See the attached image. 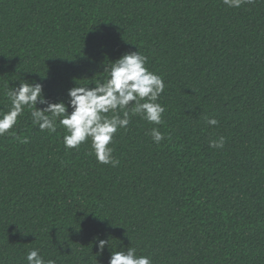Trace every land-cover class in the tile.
Masks as SVG:
<instances>
[{"label":"trees","instance_id":"1","mask_svg":"<svg viewBox=\"0 0 264 264\" xmlns=\"http://www.w3.org/2000/svg\"><path fill=\"white\" fill-rule=\"evenodd\" d=\"M139 49L164 80L165 112L157 125L129 108L116 167L90 139L65 148L66 129L41 131L28 107L0 135V264L34 249L108 264L129 247L153 264H264V0H0V114L21 80L67 103Z\"/></svg>","mask_w":264,"mask_h":264},{"label":"clouds","instance_id":"2","mask_svg":"<svg viewBox=\"0 0 264 264\" xmlns=\"http://www.w3.org/2000/svg\"><path fill=\"white\" fill-rule=\"evenodd\" d=\"M252 0H223L229 8H239ZM148 58L140 51L123 54L105 69L108 76L95 83V87L78 84L68 90L69 102H51L44 94V85L38 82L21 80L18 87H11L6 96L11 108L0 114V135L9 132L18 122L25 107L31 111L32 122L41 131H57L59 125L66 129L63 137L65 148L76 149L91 140V148L97 161L116 167L119 161L113 156L115 136L119 129L127 128L131 115H141L149 123L161 124L165 107L158 102L165 90L163 78L149 70ZM46 105L43 109L37 105ZM69 105L72 111L69 112ZM210 126L218 125L215 118H206ZM153 142L160 143L164 135L158 128L149 133ZM225 138L210 141L213 148L222 149ZM102 253L111 241L98 240ZM27 264H56L54 260H45L39 250L27 254ZM108 264H153L150 257L138 255L133 247L112 251Z\"/></svg>","mask_w":264,"mask_h":264}]
</instances>
